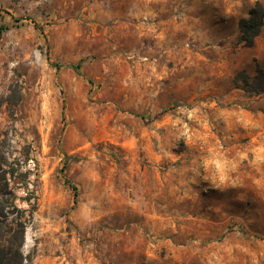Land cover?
Wrapping results in <instances>:
<instances>
[{
  "label": "rangeland",
  "instance_id": "374dc122",
  "mask_svg": "<svg viewBox=\"0 0 264 264\" xmlns=\"http://www.w3.org/2000/svg\"><path fill=\"white\" fill-rule=\"evenodd\" d=\"M256 1L0 0V166L28 172L0 189L36 204L30 264H264Z\"/></svg>",
  "mask_w": 264,
  "mask_h": 264
},
{
  "label": "trees",
  "instance_id": "16d2710c",
  "mask_svg": "<svg viewBox=\"0 0 264 264\" xmlns=\"http://www.w3.org/2000/svg\"><path fill=\"white\" fill-rule=\"evenodd\" d=\"M242 33V41L247 46H253L257 37L264 27V4L256 1L250 10L248 17H243L239 22ZM81 62L70 63L69 66L79 71ZM57 68L62 65L55 63ZM64 66V65H63ZM240 79L243 82V89L250 94H261L264 92V70L258 68L257 74L250 78L243 74ZM6 165L0 166V180L4 181L3 188H8L10 179L27 177L28 172L19 173V166L14 162L5 160ZM75 191L77 187L68 179L66 180ZM0 189V264H30V259L25 254L24 241L27 227L31 223L36 209V204L31 202V197L25 198L30 204V209L20 207L17 195L10 192L11 198H4V193Z\"/></svg>",
  "mask_w": 264,
  "mask_h": 264
}]
</instances>
